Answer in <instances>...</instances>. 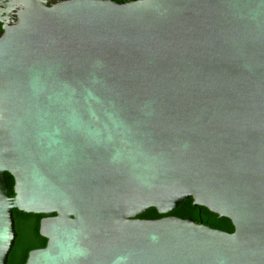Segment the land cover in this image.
I'll return each instance as SVG.
<instances>
[{
  "label": "water",
  "instance_id": "95a60500",
  "mask_svg": "<svg viewBox=\"0 0 264 264\" xmlns=\"http://www.w3.org/2000/svg\"><path fill=\"white\" fill-rule=\"evenodd\" d=\"M18 1L0 264L15 210L45 216L26 264H264V0ZM190 199L234 233L170 216Z\"/></svg>",
  "mask_w": 264,
  "mask_h": 264
},
{
  "label": "trees",
  "instance_id": "16d2710c",
  "mask_svg": "<svg viewBox=\"0 0 264 264\" xmlns=\"http://www.w3.org/2000/svg\"><path fill=\"white\" fill-rule=\"evenodd\" d=\"M6 181L9 188V194L11 197H14L15 180L10 174H6ZM170 216L184 220H193L198 224H203L224 232L234 233L235 231L231 220L220 218L219 215L211 212L205 207L194 206L193 199L186 200ZM14 217L18 237L9 256L8 264H26L30 252L44 249L48 244V240L40 233L41 221L45 216L27 214L15 210ZM140 218L143 220H159L164 218V216H161L156 209H151L144 215L140 216Z\"/></svg>",
  "mask_w": 264,
  "mask_h": 264
},
{
  "label": "flooded vegetation",
  "instance_id": "af4514ba",
  "mask_svg": "<svg viewBox=\"0 0 264 264\" xmlns=\"http://www.w3.org/2000/svg\"><path fill=\"white\" fill-rule=\"evenodd\" d=\"M48 7H54L67 2H77L83 0H42ZM101 3L115 5H130L141 3L146 0H92ZM25 10L24 5L18 0H0V39L5 35L6 30L15 26L19 22V17Z\"/></svg>",
  "mask_w": 264,
  "mask_h": 264
}]
</instances>
